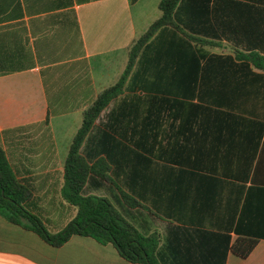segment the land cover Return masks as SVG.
<instances>
[{"label": "crops", "instance_id": "obj_1", "mask_svg": "<svg viewBox=\"0 0 264 264\" xmlns=\"http://www.w3.org/2000/svg\"><path fill=\"white\" fill-rule=\"evenodd\" d=\"M158 2L0 0V148L31 190L26 207L52 232L76 212L61 186L82 111L122 74ZM214 4L215 28L228 30L217 44L163 27L140 50L82 141L87 160L108 168L84 192L113 198L140 230H158L161 246L177 230L229 243L254 235L248 255L227 248L222 264H264V0ZM250 50L263 59L237 56ZM123 191L139 203L128 206ZM0 264L143 263L85 235L54 246L0 214Z\"/></svg>", "mask_w": 264, "mask_h": 264}, {"label": "trees", "instance_id": "obj_2", "mask_svg": "<svg viewBox=\"0 0 264 264\" xmlns=\"http://www.w3.org/2000/svg\"><path fill=\"white\" fill-rule=\"evenodd\" d=\"M218 1L220 0H159V16L128 45V60L122 74L114 83L100 89L95 98L84 107L81 123L68 145L61 186V196L65 201L76 205V212L60 230L55 232L48 230L42 219L26 207L25 201L29 198L31 190L16 177L2 148H0V214L12 223L34 231L44 241L54 246L61 245L74 234L90 236L100 243L111 242L119 255L130 262L222 264L227 248L239 256L248 255L257 242L254 235L239 234L229 243L227 235L220 236L200 230H177L170 232L161 246V234L158 230L150 232L140 230L123 217L108 197L84 192L89 177L92 174L106 177L108 168L100 167L101 157L91 163L87 160L81 153L82 141L103 107L124 89L125 80L140 50L163 27L172 28L185 39L201 45L217 44L220 35L228 37V30L220 26L217 29L214 26V3ZM234 43L244 44L238 40H234ZM251 55L257 56V60L263 59L256 50H250L247 55L237 54L242 58H251ZM217 56L210 54L207 62ZM255 64L261 66L260 61L255 60ZM126 187L133 191L132 186ZM121 197L128 206L132 207L139 203L138 199L128 192L123 191Z\"/></svg>", "mask_w": 264, "mask_h": 264}, {"label": "rangeland", "instance_id": "obj_3", "mask_svg": "<svg viewBox=\"0 0 264 264\" xmlns=\"http://www.w3.org/2000/svg\"><path fill=\"white\" fill-rule=\"evenodd\" d=\"M112 203L116 206V207H118V203L112 198Z\"/></svg>", "mask_w": 264, "mask_h": 264}]
</instances>
